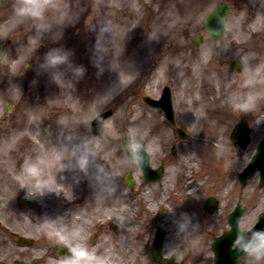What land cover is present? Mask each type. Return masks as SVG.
Masks as SVG:
<instances>
[{
    "label": "rangeland",
    "instance_id": "rangeland-1",
    "mask_svg": "<svg viewBox=\"0 0 264 264\" xmlns=\"http://www.w3.org/2000/svg\"><path fill=\"white\" fill-rule=\"evenodd\" d=\"M221 1L0 0V170L7 180L31 168L40 173V188L62 185L51 166L68 139L80 142L74 169L90 168L86 160L94 147L93 169L105 179L108 170L131 169L121 135L144 138L153 164L166 165L165 181L145 201L159 204L160 222L169 227L167 255L185 264H213L212 240L230 227L238 200L246 207L241 229L253 226L264 210L259 174L246 186L237 177L264 136V0H227L236 5L225 35L213 40L205 34L195 49L191 36L205 32L206 16ZM28 3L37 12L22 11ZM234 59L243 63L239 73L231 67ZM165 85L172 87L177 126L189 131L187 139L162 110L143 100L145 94L159 97ZM108 108L113 114L95 140L91 120ZM243 119L253 127V138L246 153L238 154L230 133ZM29 138H41L33 143L42 156L32 153ZM27 149L32 159L25 157ZM2 187L0 239L6 247L0 253H13L4 224L14 215L30 219L18 212L14 192ZM103 190L97 179L96 196L103 197ZM209 195L219 200L213 213L203 207ZM37 212L31 210L32 216ZM144 257V264H156L148 253ZM240 264H264V244Z\"/></svg>",
    "mask_w": 264,
    "mask_h": 264
},
{
    "label": "flooded vegetation",
    "instance_id": "flooded-vegetation-1",
    "mask_svg": "<svg viewBox=\"0 0 264 264\" xmlns=\"http://www.w3.org/2000/svg\"><path fill=\"white\" fill-rule=\"evenodd\" d=\"M37 140L25 139L34 149V152L24 151L26 158L32 159L31 152L42 156L37 144L33 143ZM68 140L62 141L60 160L51 166L53 169L56 166L55 179L62 185L48 187L44 183L40 188L36 179L40 173L31 168L23 175H9V180L0 170V185L14 192L19 201L18 212L30 219L28 222L12 216L8 232L12 234L9 242L13 253H0V264H144V253L153 259L152 242L161 216L159 204L145 201L150 200L147 195L153 191L147 187L150 183L142 174L138 177L133 174L135 179L129 186L127 171L108 170L107 178L103 179L95 174V161H89V169H74L73 151L77 143L75 139L66 143ZM69 166L73 168L69 170ZM44 173L48 175L45 169ZM97 179L105 189L100 195L103 197L96 196ZM68 186L69 190L65 188ZM26 191L36 193L35 208L17 196ZM31 210L39 211L38 217L33 218ZM36 231L40 232L37 235L42 237L40 241L33 237ZM5 243L0 239V249H5ZM56 246H69L72 253L57 251ZM30 250L39 252L31 253Z\"/></svg>",
    "mask_w": 264,
    "mask_h": 264
},
{
    "label": "water",
    "instance_id": "water-1",
    "mask_svg": "<svg viewBox=\"0 0 264 264\" xmlns=\"http://www.w3.org/2000/svg\"><path fill=\"white\" fill-rule=\"evenodd\" d=\"M232 10L233 8L229 3L223 2L209 15L207 21L205 22V27L213 38L222 36L226 29L225 20L227 13L232 12ZM193 41L195 45H198L201 42V36L194 37ZM2 48L3 45L0 42V52L2 51ZM239 68L240 67H235L237 71ZM154 103L162 106L165 109L167 116L171 119L173 118V109L168 88L166 89V93H164V97L161 100H154ZM110 113L111 111H107L101 114L96 118L94 123H99L102 128L105 117H107ZM232 138L238 144L240 153H243L249 141L248 130L245 126L242 124L238 125L232 134ZM124 143L126 147L130 149V140L125 137ZM129 158L130 160L138 159L146 174H149L151 171H156L153 170L149 164V154L145 150V145L139 144L137 151L130 149ZM258 169H261V184L264 185V140L259 145L254 158L250 161L245 170L239 174L241 181L246 183V180L252 177ZM158 170L161 172V168ZM216 205L217 200L214 197H210L206 204V208L212 211ZM243 212L244 208L239 203L229 218L232 228L214 240V264H239L241 256H243L251 248L264 241V212L260 215L258 223L252 230L241 231L239 229V220ZM164 233L165 232L162 230L161 234L154 242V249L158 252H161L162 249ZM234 243H236V246L233 248L232 245ZM155 256L159 260L163 259L162 253H155ZM164 264H176L175 257H169Z\"/></svg>",
    "mask_w": 264,
    "mask_h": 264
},
{
    "label": "clouds",
    "instance_id": "clouds-1",
    "mask_svg": "<svg viewBox=\"0 0 264 264\" xmlns=\"http://www.w3.org/2000/svg\"><path fill=\"white\" fill-rule=\"evenodd\" d=\"M29 9L32 10V11L37 12L38 6L37 5H34V4H31V3H28V4H26V5H24L22 7V11H27Z\"/></svg>",
    "mask_w": 264,
    "mask_h": 264
},
{
    "label": "bare ground",
    "instance_id": "bare-ground-1",
    "mask_svg": "<svg viewBox=\"0 0 264 264\" xmlns=\"http://www.w3.org/2000/svg\"><path fill=\"white\" fill-rule=\"evenodd\" d=\"M131 70H132V72H134V69L133 68ZM131 70H129L130 72L129 71L127 72L125 78H127V77L129 78L131 76Z\"/></svg>",
    "mask_w": 264,
    "mask_h": 264
}]
</instances>
